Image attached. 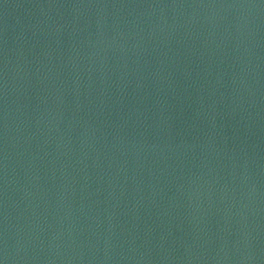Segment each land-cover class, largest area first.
I'll return each instance as SVG.
<instances>
[{
  "label": "water",
  "instance_id": "95a60500",
  "mask_svg": "<svg viewBox=\"0 0 264 264\" xmlns=\"http://www.w3.org/2000/svg\"><path fill=\"white\" fill-rule=\"evenodd\" d=\"M0 264H264V0H0Z\"/></svg>",
  "mask_w": 264,
  "mask_h": 264
}]
</instances>
